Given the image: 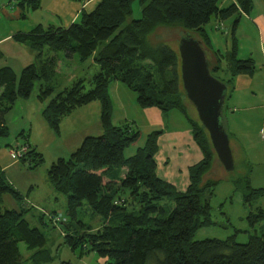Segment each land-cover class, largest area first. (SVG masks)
Segmentation results:
<instances>
[{
	"label": "trees",
	"instance_id": "trees-1",
	"mask_svg": "<svg viewBox=\"0 0 264 264\" xmlns=\"http://www.w3.org/2000/svg\"><path fill=\"white\" fill-rule=\"evenodd\" d=\"M13 1L21 18L41 5L40 0ZM133 1L98 0L92 10H81L78 20L68 27L39 25L11 37L16 43H24L35 56L21 70L18 80L10 67H0V139L9 136L7 114L18 100L30 97L36 83L37 99L47 102L41 115L57 134L64 118L98 101L101 134L86 136L67 159H56L47 170L53 190L66 197L68 220L61 222V217L54 213L48 217L64 226L67 247L80 249V254L93 251L106 258V264H264V235H249L245 243L235 242L233 236L225 240H193L198 230L213 224L210 198L216 182L206 179V175L216 155L206 130L185 107L186 97L181 98L185 93L179 53L166 42L151 40L154 31L163 27L178 26L192 37L197 35L194 39L211 53L215 62L209 67L211 75L227 88L226 101L234 92L236 77H249L256 72L252 58L239 57L235 34L239 21L252 11L253 0H138V20L130 19ZM222 2L225 6H220ZM214 18L218 22L232 21L230 47L225 52L211 47L205 29ZM59 52L69 59L77 56L81 62L91 59L97 65L98 71L87 81L89 90H84L85 79L77 78L70 87L55 92L49 83L56 74ZM223 62L226 79L215 76ZM114 83L125 87L129 94L132 92L133 104L140 109L157 108L162 113L175 110L183 114L203 157L189 167V184L184 192H178L157 175L155 154L160 131L148 134L132 156H124L139 140L140 133L134 122L112 123L110 87ZM18 135L24 141L18 145L26 151L16 161L28 162L27 166L34 169L43 161L42 154L30 145L24 132ZM245 169L246 174L233 180V186L240 192L243 204L252 205L264 197V190L251 186L250 168ZM4 195L17 205L22 199L0 167V264L50 262L45 235L29 226L24 219L27 210L3 207ZM163 202L170 206L166 208ZM82 207L100 217L96 232L78 221ZM246 221L251 228L263 222L264 206L249 212ZM73 224L86 228L80 233L75 228L72 234ZM20 242L29 252L27 259L19 251Z\"/></svg>",
	"mask_w": 264,
	"mask_h": 264
},
{
	"label": "rangeland",
	"instance_id": "rangeland-1",
	"mask_svg": "<svg viewBox=\"0 0 264 264\" xmlns=\"http://www.w3.org/2000/svg\"><path fill=\"white\" fill-rule=\"evenodd\" d=\"M220 6H225L222 2ZM132 14L130 19L138 20L141 18V6L138 0L132 3ZM3 9V11H1ZM13 0H0V40L10 31L13 33H28L23 30L25 22L12 21L4 18L3 13L13 12ZM254 16H263V11L259 7H254ZM253 17V16H252ZM30 21L38 22L41 19L39 11H29L28 17ZM226 22V23H225ZM231 19L224 22H218L214 19L205 26L206 32L211 41V47L214 50L225 52L230 47V28ZM240 23L244 27L240 28L239 40L241 52L239 57H248V52L252 51V58L255 60L256 74L253 78V83L248 88L240 91H234L230 98L225 101L222 110V120L226 132L231 134L238 145V153H233L234 169L233 171H225L217 158L213 161L212 168L206 179L216 182L213 188V195L210 198L211 214L210 218L212 225L198 230L193 240L200 241L203 239H218L225 240L229 237H234L235 242L245 243L249 235L261 236L264 235V221L255 227L251 228L246 217L249 212L256 207L264 206V197L252 203V205H244L242 196L239 191L235 190L233 180L246 174L245 167L250 168V183L253 188H261L264 190V65L262 54H260V43L258 41L257 32L252 28L249 21L241 19ZM30 32V31H29ZM186 34V31L180 27H163L154 31L151 40L156 42H166L172 49L178 52L179 39ZM197 35L193 38L197 39ZM204 48V47H203ZM209 67L212 68L215 63L211 53L205 48ZM249 50V51H247ZM44 55L47 50L44 49ZM35 52H32L24 43H16L12 39L9 41L0 42V67H10L18 80L21 70L34 60ZM225 70V62L222 63V69L215 74L220 79L228 78ZM98 71V67L90 59L86 62H81L77 56L72 59L66 58L64 53H58V65L56 74L53 80L49 83L54 87L55 92L63 88L70 87L77 78H84L85 91L90 89L88 79L93 73ZM123 87V86H122ZM39 83H36L30 97L27 100H18L7 116L6 124L9 127V136L0 139V143L7 140L9 142L16 141L7 147L0 148V164L7 166V179L13 187L19 191L22 196L21 201L17 205L10 196L4 195L3 199L6 208L20 207L27 210L24 214V219L30 227L38 228L46 237L47 242L45 248L51 253L52 260L46 264H106V258L99 257L95 252L80 254V249L71 250L64 244L63 229L61 223L55 224L49 220L48 214L54 213L60 216L62 221H67L66 215V197L55 192L47 178V170L49 166L58 158L67 159L72 147L77 141H81L82 136L89 132L91 136L96 135L95 130L97 125L100 126L101 104L98 101L91 102L80 110H75L69 116L64 118L60 123L59 133L51 130L44 121L41 112L47 102H41L37 99ZM124 89H126L124 87ZM127 93L128 90H126ZM123 89L119 93L117 99L112 95L113 109L115 116L120 115L124 109L135 108L133 102L124 100V96H129ZM130 95H134L130 92ZM254 94V97L252 96ZM135 98V96H133ZM184 99V94L181 95ZM261 106V108H260ZM185 107L188 108L190 115L197 118L196 111L190 102L185 98ZM264 108V107H263ZM180 115V117L178 116ZM172 118H170L171 120ZM174 119H179L176 122ZM183 114L179 111L174 112L173 128L190 127L188 122L184 120ZM142 122L141 127L145 128L147 121L145 117H140ZM200 123V122H199ZM20 126H23L24 135H27V140L37 152L42 154L43 161L34 169H30L28 162H18L12 158V150L23 141V138L17 135L20 134ZM169 127V125H167ZM20 130V131H18ZM79 141V142H80ZM145 141V133L139 138L135 145L131 146L124 152L125 157H130L134 154L135 148L141 146ZM231 151L233 152L232 148ZM246 163V164H245ZM166 208L170 203H165ZM89 210L82 207L78 211V221H81L84 226L91 227L92 232H96L101 225L99 216L91 214ZM42 218V222L39 218ZM69 222V221H68ZM62 227V230H61ZM75 228L79 229V233L86 227H81L78 224H73L70 232L73 234ZM88 228V227H87ZM76 233V234H79ZM19 251L23 259H27L29 252L24 243H18ZM26 264H30L26 262Z\"/></svg>",
	"mask_w": 264,
	"mask_h": 264
},
{
	"label": "crops",
	"instance_id": "crops-1",
	"mask_svg": "<svg viewBox=\"0 0 264 264\" xmlns=\"http://www.w3.org/2000/svg\"><path fill=\"white\" fill-rule=\"evenodd\" d=\"M97 1L98 0H40V4H41L40 8L38 10H35V11H39V13L41 14L42 20L38 22L30 21V18H27L28 13L26 18H21L20 11L16 7H14L13 12L5 11V13H3L4 15L3 17L6 18L7 20H12L16 22L18 21L25 22L23 23L24 24L23 26L25 27L24 28L25 30L23 31L25 32H29L39 25L42 26L43 28H47L48 26L68 27L70 24L78 20L81 10L83 9L87 11L92 10ZM255 6L259 7L261 11L264 12V0H253V9ZM253 9L248 16H244L243 18L249 21L254 31L256 30L257 32L258 41L260 43V54H262V61H263L262 63L264 65V13L263 16L261 17H259L258 15L254 16ZM1 11H3V9ZM240 21L235 31L239 43V54L242 49L240 46V40L238 34L240 28L244 27V25H242ZM227 27L231 28V25L229 24ZM19 32H21V30H19ZM15 34L16 33H13V31H10L9 34L3 36L0 42L11 40V37L14 36ZM251 52L252 51H249L247 54L248 57L250 58H252ZM248 57H242V58H248ZM255 74L249 77L248 76L236 77L234 91L238 92L240 90L248 88L250 84L253 83L254 80L253 78L255 77ZM121 89H123L127 93L126 91L127 89H124V87H122L120 84L117 83L112 84L110 87L111 96L115 95V97L118 99ZM252 96L254 97V94ZM124 100H126L127 102L128 101L133 102L134 98L130 94L129 96H124L123 102L119 104L123 105ZM134 106L135 108H129L127 110L124 109L123 112L120 115L116 116L115 118H113V116H115L116 114L113 112V114L115 115L112 114V123L115 125L118 124L121 125L124 123L134 122L139 130L140 137L143 136V133H145V137H146L151 132L160 131L161 134L159 135L157 140L158 148L155 154L157 175L162 180L171 184L178 192H184L189 184V177H188L189 167L197 164L203 158L200 149L193 140L190 130L188 129V127H183V126L181 128L172 127L174 124V120L176 122L180 121L179 119L173 120L175 110L167 113H162L157 108L140 109L135 104ZM261 106L264 107V104H262ZM263 107L262 109H264ZM178 116L180 117V115ZM140 117H145L147 121V124H145L146 126L145 128L141 127L142 122H140L141 121ZM170 118L172 119L170 120ZM167 125H169V127H167ZM20 127H21L20 130L23 132L24 131L23 126ZM96 129H97L95 130V133H97L96 135L101 134L102 129H100L99 125H97ZM89 135L91 134L87 132L82 136L81 139L83 140L86 136ZM229 139H230V148H232L233 150L232 155L233 153H238L239 151L238 145L231 134H229ZM82 140L81 141L79 140L80 142L77 141L76 144H74L71 153L80 145ZM3 141H4L3 143L2 142L0 143V148L7 147L16 142V141L9 142L7 140H3ZM0 167L6 175V170L7 171L9 170L7 166H2L0 164ZM3 199L5 200V197ZM11 205L12 208H8V209L17 210V207H14V203H11Z\"/></svg>",
	"mask_w": 264,
	"mask_h": 264
},
{
	"label": "water",
	"instance_id": "water-1",
	"mask_svg": "<svg viewBox=\"0 0 264 264\" xmlns=\"http://www.w3.org/2000/svg\"><path fill=\"white\" fill-rule=\"evenodd\" d=\"M178 53L185 97L194 107L199 122L206 130L218 162L225 171H233L230 139L222 120L227 88L211 75L206 51L190 34L179 39Z\"/></svg>",
	"mask_w": 264,
	"mask_h": 264
},
{
	"label": "built area",
	"instance_id": "built-area-1",
	"mask_svg": "<svg viewBox=\"0 0 264 264\" xmlns=\"http://www.w3.org/2000/svg\"><path fill=\"white\" fill-rule=\"evenodd\" d=\"M17 146L11 152L12 158L14 160L19 159L25 153V151H26V149L23 146H21V145H17Z\"/></svg>",
	"mask_w": 264,
	"mask_h": 264
}]
</instances>
